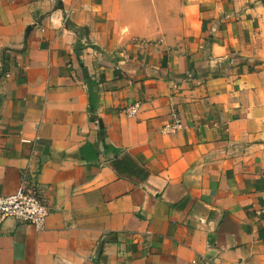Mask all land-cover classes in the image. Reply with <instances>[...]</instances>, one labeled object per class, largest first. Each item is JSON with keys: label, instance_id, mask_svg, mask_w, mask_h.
I'll return each instance as SVG.
<instances>
[{"label": "crops", "instance_id": "1", "mask_svg": "<svg viewBox=\"0 0 264 264\" xmlns=\"http://www.w3.org/2000/svg\"><path fill=\"white\" fill-rule=\"evenodd\" d=\"M22 182L48 217L0 223V264H264L263 1L0 0V196Z\"/></svg>", "mask_w": 264, "mask_h": 264}, {"label": "built area", "instance_id": "2", "mask_svg": "<svg viewBox=\"0 0 264 264\" xmlns=\"http://www.w3.org/2000/svg\"><path fill=\"white\" fill-rule=\"evenodd\" d=\"M139 111V104L136 103L125 109L127 117H135ZM181 120L174 119L163 126L161 132L173 134L182 130ZM48 217V209L43 200L34 191L27 188L24 182L18 187L15 193L7 196H0V223L7 219H15L21 223L28 224L35 231L44 229Z\"/></svg>", "mask_w": 264, "mask_h": 264}, {"label": "trees", "instance_id": "3", "mask_svg": "<svg viewBox=\"0 0 264 264\" xmlns=\"http://www.w3.org/2000/svg\"><path fill=\"white\" fill-rule=\"evenodd\" d=\"M65 25L68 27H71L75 30H77L73 25H71L68 21L65 22ZM85 83H87V92H88V103H89V113L94 112V110L96 109V104H97V100H98V96L97 93L93 91V84L89 81V79L87 77L84 78ZM107 149H109V147H106ZM112 151L114 154H118V151L112 148Z\"/></svg>", "mask_w": 264, "mask_h": 264}, {"label": "water", "instance_id": "4", "mask_svg": "<svg viewBox=\"0 0 264 264\" xmlns=\"http://www.w3.org/2000/svg\"><path fill=\"white\" fill-rule=\"evenodd\" d=\"M56 4H58L59 0H53ZM264 3V0H262Z\"/></svg>", "mask_w": 264, "mask_h": 264}]
</instances>
